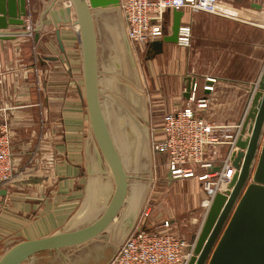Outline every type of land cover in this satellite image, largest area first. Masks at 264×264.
<instances>
[{"label":"crops","instance_id":"obj_1","mask_svg":"<svg viewBox=\"0 0 264 264\" xmlns=\"http://www.w3.org/2000/svg\"><path fill=\"white\" fill-rule=\"evenodd\" d=\"M234 1L264 9V0ZM46 5V0H28L26 18L34 22L31 29L38 27ZM181 11V25L190 27V46L164 43L161 53L146 48V58L152 60L146 68L149 75L156 67L152 58L157 56L162 71V77L157 75L152 83L149 99L160 96V110L167 114L184 105L187 78L194 82L197 94L203 84H210L209 104L201 115L219 124L238 125L264 68V28L207 12ZM171 19L168 10L164 14L166 33ZM13 31H0V125L10 140L14 177L0 188L6 190V195L0 196V259L20 242L84 228L70 225L76 224L77 200L85 192L79 183L87 177L83 141L89 117L80 38L74 23L60 28L64 52L48 17L37 43L33 35L11 34ZM71 45L77 55L76 69H72L75 52ZM49 56L58 59H47ZM228 150V146L217 148L213 157L217 163L226 158ZM132 224L117 239L111 234L115 245L130 235L136 226ZM68 249L26 253L10 264H73Z\"/></svg>","mask_w":264,"mask_h":264},{"label":"water","instance_id":"obj_2","mask_svg":"<svg viewBox=\"0 0 264 264\" xmlns=\"http://www.w3.org/2000/svg\"><path fill=\"white\" fill-rule=\"evenodd\" d=\"M38 27L27 28L28 0H0V31L14 29L11 34L33 35L35 43L44 19H50L61 52L64 47L60 28L74 23L79 27L82 75L86 97L89 128L83 146L84 173L113 183L112 197L92 223L73 232H57L48 237L20 242L10 247L0 259V264H10L15 258L30 252L72 249L90 246L101 237L114 221L126 198V176L104 124L99 99L98 46L94 23V4L87 0H46ZM69 3L65 6L63 3ZM170 30L161 40L147 45L148 51L161 53L164 43H176L181 25V10H172ZM74 17V21H73ZM119 34L127 50L134 78L137 72L123 25L118 21ZM40 50V49H38ZM47 59L57 60L49 56ZM184 97L189 98L194 82L187 78ZM255 85V84H254ZM239 132L226 156V168L231 170L229 179L219 184L207 209L201 229L192 241L193 251L186 264H264V68L256 82L255 90L248 96V107L239 122ZM222 165L212 168L219 172ZM6 190L0 189V196ZM119 246L112 244L111 251L99 264H109ZM76 249V250H74Z\"/></svg>","mask_w":264,"mask_h":264},{"label":"rangeland","instance_id":"obj_3","mask_svg":"<svg viewBox=\"0 0 264 264\" xmlns=\"http://www.w3.org/2000/svg\"><path fill=\"white\" fill-rule=\"evenodd\" d=\"M116 2L117 0H109L110 6L104 8L105 12L109 14L107 18L105 15L101 16V20L96 18L95 10H93V14H95L94 23L97 25L98 87L101 111L106 130L126 176V198L120 212L101 237L95 239L88 247L80 250L74 249L76 254L70 256L73 264H99L101 262L98 258L99 255H101V259L105 258L107 253L111 251V245H115L110 237L111 234H114L115 239H117V236L124 234L132 223V225H136L132 232L151 231L156 224L168 220L171 223V232L188 242H192L201 229L208 209L206 208L208 207L206 203L208 194L204 191L203 182L197 178L200 174L191 178L173 180L168 174L167 152L156 151L155 149L156 143L158 144L161 138H164L161 128L164 117L183 109L187 99L181 108L167 114L160 110V96H150L149 99V91L150 94L153 93L151 87L154 79L157 75L162 77L159 57L152 58L155 59L156 67L150 70L149 75L146 68L152 60L149 61L146 58L147 46L131 47L122 13ZM118 21L122 23L124 28L130 55L137 72V80L134 78L127 50L119 34ZM26 24L27 28H30L29 25H34V22L30 18V22L26 19ZM70 47H72L70 48L71 52L73 54L75 52L74 59L71 56L72 69H76L73 66L76 64V51L73 50V45ZM172 51L175 55H179V52L176 53L174 49ZM117 64L118 66L122 65V68L119 67L120 70H118ZM107 69L111 71L108 74ZM115 72L126 77V79L121 78V81L130 90V98L125 99L126 103L132 106V110L121 99L115 97V100L127 108L136 123L135 128L132 127L131 133L128 134L132 140L136 141L135 139H137L136 143L134 141L129 142L124 133L116 136L108 120L107 102L113 101L114 96L107 88L112 86L109 84L112 80L106 82L105 76H111V73ZM157 93L159 94V92ZM124 114L126 113L124 112ZM140 115L143 117L141 118ZM222 160L224 161L225 158ZM197 172L201 173L202 170L198 169ZM20 182L18 178V183ZM79 186L85 188V192L77 200L80 205L73 215L76 224L71 223L72 228L86 227L99 217L107 207L114 189L111 181L96 177H86L83 182L79 183ZM69 250L72 249L66 251L67 257L68 253L72 252Z\"/></svg>","mask_w":264,"mask_h":264},{"label":"built area","instance_id":"obj_4","mask_svg":"<svg viewBox=\"0 0 264 264\" xmlns=\"http://www.w3.org/2000/svg\"><path fill=\"white\" fill-rule=\"evenodd\" d=\"M117 5L132 48L147 46L163 38L166 34L164 14L168 10L186 8L264 28V9L234 0H117ZM75 31L77 35L80 34L78 26ZM190 38V27L180 25L176 45L188 48ZM212 88L210 84H203L197 94L193 86L186 106L164 117L161 127L164 138L155 145L156 151L167 152L168 174L173 180L200 174L197 178L203 182L204 191L208 194V207L214 194L219 191V184L226 182L221 177L223 171L230 172L228 179L231 174V170L226 168V159L217 163L213 157L217 148L233 145L239 132V125L219 124L201 115L208 107ZM218 165L223 166L221 171L214 172L212 168ZM198 169L202 172L198 173ZM12 178L10 140L0 125V188ZM170 224L167 220L156 224L151 231L132 232L119 245L117 254L109 264H186L194 244L171 232Z\"/></svg>","mask_w":264,"mask_h":264},{"label":"bare ground","instance_id":"obj_5","mask_svg":"<svg viewBox=\"0 0 264 264\" xmlns=\"http://www.w3.org/2000/svg\"><path fill=\"white\" fill-rule=\"evenodd\" d=\"M87 1H88V5H90V4L91 5L92 4L95 5L93 10L96 11V13H95L96 14V18L101 20V18H102L101 16H103V15H105L106 18L108 17L109 14L107 12H105L106 10L104 8H107L108 6H110L109 0H87ZM63 4L65 6L69 5V3H67V2H65ZM116 4H117V2H116ZM76 27H77V25L74 24V28L75 29H76ZM95 27H96V31H97V25H95ZM116 66H117L118 70H120V68H119L120 66L122 68V65L118 66V64H117ZM113 69H114V67H113ZM108 72H111V71L108 70L107 74H108ZM121 75L122 74H119V73L115 72L113 74L111 73V76H105V81L106 82L108 80L109 81L112 80V82H109V84L112 85V86L111 87H107V88H108V91H110L113 94V96H114L113 97L114 99L111 98V99H113V101L111 100V101L107 102V107H108V110H109L108 120H109V123L111 124L112 129H113L114 133L116 134V136L117 135H121L122 133H124L127 136L128 141L131 142V141H134V140H132L130 137H128L129 136L128 134L131 133V128L134 127L136 123L132 119L133 117L130 114V112L127 110V108H125L124 106L121 105V103H119V102H117L115 100V97H117V98L121 99L122 101H124L126 103V99L125 98H130V93H129L130 90L128 89L129 87H127V85H123V83L121 81V78L122 79H126V77H123ZM126 106H128L129 109L132 108V106L129 105L128 103H126ZM121 110H123L127 115L124 114V112L121 111ZM135 140L136 141H134V143L137 142V139H135ZM137 145H138V143H137ZM229 173L226 172V171H223V175L221 176L223 181L224 180L227 181V179H228L227 177L229 176Z\"/></svg>","mask_w":264,"mask_h":264},{"label":"flooded vegetation","instance_id":"obj_6","mask_svg":"<svg viewBox=\"0 0 264 264\" xmlns=\"http://www.w3.org/2000/svg\"><path fill=\"white\" fill-rule=\"evenodd\" d=\"M141 116V118L143 117V115H140ZM135 128V127H134Z\"/></svg>","mask_w":264,"mask_h":264}]
</instances>
